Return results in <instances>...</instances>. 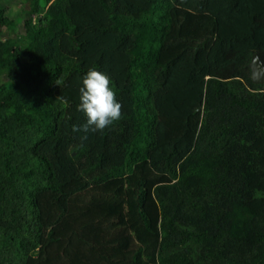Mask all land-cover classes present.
Segmentation results:
<instances>
[{"label": "trees", "instance_id": "trees-1", "mask_svg": "<svg viewBox=\"0 0 264 264\" xmlns=\"http://www.w3.org/2000/svg\"><path fill=\"white\" fill-rule=\"evenodd\" d=\"M7 1L0 264H264V0ZM90 68L121 116L73 131Z\"/></svg>", "mask_w": 264, "mask_h": 264}, {"label": "clouds", "instance_id": "clouds-1", "mask_svg": "<svg viewBox=\"0 0 264 264\" xmlns=\"http://www.w3.org/2000/svg\"><path fill=\"white\" fill-rule=\"evenodd\" d=\"M79 102L76 110L82 113L84 124L73 126V131H103L121 116V104L115 98L109 77L90 68L80 78Z\"/></svg>", "mask_w": 264, "mask_h": 264}, {"label": "water", "instance_id": "water-1", "mask_svg": "<svg viewBox=\"0 0 264 264\" xmlns=\"http://www.w3.org/2000/svg\"><path fill=\"white\" fill-rule=\"evenodd\" d=\"M250 69V78L254 84H262L264 82V64L260 61L256 54H253L248 64Z\"/></svg>", "mask_w": 264, "mask_h": 264}, {"label": "rangeland", "instance_id": "rangeland-1", "mask_svg": "<svg viewBox=\"0 0 264 264\" xmlns=\"http://www.w3.org/2000/svg\"><path fill=\"white\" fill-rule=\"evenodd\" d=\"M0 6H3L5 9H6V6H7V9H12V11H14V13H16L21 7L20 4H18V3L10 4V2L7 1V0H0ZM20 12L16 13L14 16H21ZM13 17L11 16V18H13ZM19 31H21V29H19ZM6 36H7V33L5 31L4 32V37H6ZM13 37H15V36L13 35ZM16 117H17V115H12L11 119L15 120Z\"/></svg>", "mask_w": 264, "mask_h": 264}]
</instances>
